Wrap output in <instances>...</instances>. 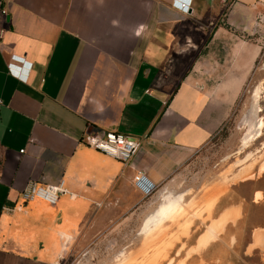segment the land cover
<instances>
[{
	"label": "crops",
	"instance_id": "crops-1",
	"mask_svg": "<svg viewBox=\"0 0 264 264\" xmlns=\"http://www.w3.org/2000/svg\"><path fill=\"white\" fill-rule=\"evenodd\" d=\"M173 1L0 0V264H62L72 243L139 222L227 120L251 57L234 32L264 0H190L187 14ZM107 132L139 143L127 165L88 146ZM60 180L67 193L53 206L20 199L30 181ZM237 199L212 206L222 233L264 207V187ZM209 224L202 212L172 231L195 240L186 263H222V233L198 248ZM255 234L264 217L244 253L264 252Z\"/></svg>",
	"mask_w": 264,
	"mask_h": 264
},
{
	"label": "rangeland",
	"instance_id": "rangeland-1",
	"mask_svg": "<svg viewBox=\"0 0 264 264\" xmlns=\"http://www.w3.org/2000/svg\"><path fill=\"white\" fill-rule=\"evenodd\" d=\"M233 38L240 40L251 57L242 65L249 74L246 79H240L239 96L223 126L192 162L159 191L158 196L155 197V193L150 195L151 199L147 201L149 207L139 222L121 226L107 239L72 243L62 264H193L186 263V258L193 253L191 246L195 240L176 239L172 237V231L184 229L182 224L185 221H193L200 218L202 212L207 213L204 209L210 197L216 195L218 201L234 191L237 200H249L255 184L264 187V4L258 6L256 14L244 26L237 28ZM254 101L260 131L257 137L249 139L242 146L248 128L243 120L251 111ZM1 158L0 150V164ZM220 189L223 192H219ZM169 194H184L182 204L187 205L185 210L165 221L154 233L148 236L141 234L146 219L158 209L163 197ZM211 209L207 213L210 223ZM247 212L245 223L237 229L229 226L225 232L215 234L222 233L214 251L220 255L219 261L222 263L218 264H231L232 258L235 264H264V252H243L249 227L257 217H264V207H249ZM237 232L239 239L233 248L232 235ZM151 235L154 237L148 240ZM255 235V244L263 247L264 234Z\"/></svg>",
	"mask_w": 264,
	"mask_h": 264
},
{
	"label": "built area",
	"instance_id": "built-area-1",
	"mask_svg": "<svg viewBox=\"0 0 264 264\" xmlns=\"http://www.w3.org/2000/svg\"><path fill=\"white\" fill-rule=\"evenodd\" d=\"M189 2L190 0H174L173 6L182 13L187 14L190 8ZM1 35L2 31L0 30V38ZM13 61L19 64V69H22L21 65L24 64L27 67V71L30 70L31 64H25L23 59L13 57ZM16 75L18 79L23 81L26 80V75L20 76L19 73H17ZM88 146L109 157L119 160L124 165H127V163L136 154L139 148V143L133 139L125 137L120 133L107 132L104 139H92L88 142ZM141 179H143V176H136L134 178V182L139 183ZM152 191L153 190L150 188L146 191V194L149 195ZM66 193L67 191L64 187L63 180H60L56 185H44L37 181H30L20 192V199L24 202L41 200L53 206L57 203L59 197Z\"/></svg>",
	"mask_w": 264,
	"mask_h": 264
},
{
	"label": "bare ground",
	"instance_id": "bare-ground-1",
	"mask_svg": "<svg viewBox=\"0 0 264 264\" xmlns=\"http://www.w3.org/2000/svg\"><path fill=\"white\" fill-rule=\"evenodd\" d=\"M256 104L255 101L251 107V111L244 118L243 122L247 125V134L243 137L242 146H244L247 141L254 139L259 134V126L256 122ZM219 192H223V189H220ZM216 196V195H215ZM210 197L207 200L205 211L209 213L212 206L217 201V197ZM184 194L171 195L169 194L166 197H163V202L160 204L158 209L152 213L145 221L144 225L141 228L140 233L143 235H150L160 228V226L167 220L173 219L174 216H178L185 210V207L182 203ZM192 205V204H191ZM189 207V205H188ZM227 218L223 217L217 221H212L207 228V232L204 236L198 241V248L204 247L210 240L215 237V234L222 230ZM187 222V221H186ZM154 236L148 237V240L152 239Z\"/></svg>",
	"mask_w": 264,
	"mask_h": 264
},
{
	"label": "water",
	"instance_id": "water-1",
	"mask_svg": "<svg viewBox=\"0 0 264 264\" xmlns=\"http://www.w3.org/2000/svg\"><path fill=\"white\" fill-rule=\"evenodd\" d=\"M7 19H9V17Z\"/></svg>",
	"mask_w": 264,
	"mask_h": 264
},
{
	"label": "flooded vegetation",
	"instance_id": "flooded-vegetation-1",
	"mask_svg": "<svg viewBox=\"0 0 264 264\" xmlns=\"http://www.w3.org/2000/svg\"><path fill=\"white\" fill-rule=\"evenodd\" d=\"M226 1V0H225Z\"/></svg>",
	"mask_w": 264,
	"mask_h": 264
}]
</instances>
